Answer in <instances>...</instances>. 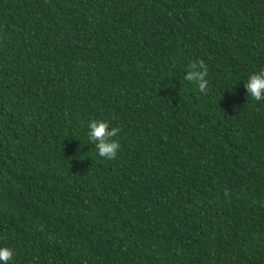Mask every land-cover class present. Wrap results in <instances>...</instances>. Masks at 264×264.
Wrapping results in <instances>:
<instances>
[{"label":"trees","instance_id":"1","mask_svg":"<svg viewBox=\"0 0 264 264\" xmlns=\"http://www.w3.org/2000/svg\"><path fill=\"white\" fill-rule=\"evenodd\" d=\"M260 70L264 0H0V247L264 264V101L244 87ZM93 119L120 129L114 159Z\"/></svg>","mask_w":264,"mask_h":264},{"label":"clouds","instance_id":"2","mask_svg":"<svg viewBox=\"0 0 264 264\" xmlns=\"http://www.w3.org/2000/svg\"><path fill=\"white\" fill-rule=\"evenodd\" d=\"M184 79L194 84L200 92H204L208 87L207 66L203 61L192 62L185 70ZM247 96L255 101H264V70L250 74L244 82ZM88 139L91 144H95L97 154L101 158L114 159L120 149V142L114 139L119 136L120 129L111 127L106 120L93 119L87 124ZM14 249L11 247H0V264H14Z\"/></svg>","mask_w":264,"mask_h":264}]
</instances>
